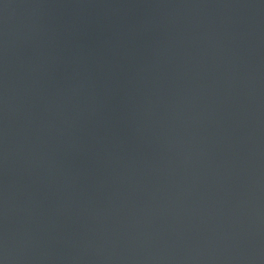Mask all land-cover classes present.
<instances>
[{"label": "water", "instance_id": "water-1", "mask_svg": "<svg viewBox=\"0 0 264 264\" xmlns=\"http://www.w3.org/2000/svg\"><path fill=\"white\" fill-rule=\"evenodd\" d=\"M3 264H264V0H0Z\"/></svg>", "mask_w": 264, "mask_h": 264}, {"label": "clouds", "instance_id": "clouds-1", "mask_svg": "<svg viewBox=\"0 0 264 264\" xmlns=\"http://www.w3.org/2000/svg\"><path fill=\"white\" fill-rule=\"evenodd\" d=\"M0 264H3V261L2 260H0Z\"/></svg>", "mask_w": 264, "mask_h": 264}]
</instances>
